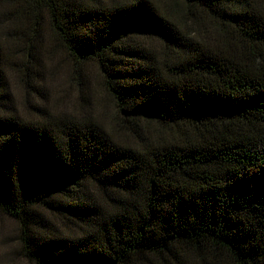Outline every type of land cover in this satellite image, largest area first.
I'll use <instances>...</instances> for the list:
<instances>
[{
	"label": "trees",
	"instance_id": "16d2710c",
	"mask_svg": "<svg viewBox=\"0 0 264 264\" xmlns=\"http://www.w3.org/2000/svg\"><path fill=\"white\" fill-rule=\"evenodd\" d=\"M174 6L0 0V214L29 264H264V0ZM49 36L79 108L45 91Z\"/></svg>",
	"mask_w": 264,
	"mask_h": 264
},
{
	"label": "rangeland",
	"instance_id": "374dc122",
	"mask_svg": "<svg viewBox=\"0 0 264 264\" xmlns=\"http://www.w3.org/2000/svg\"><path fill=\"white\" fill-rule=\"evenodd\" d=\"M155 2H157L164 13L174 11L175 0H155ZM46 47L49 50V59L45 60L46 74L43 85L45 86V91L48 92L51 104L67 110H72L74 107L79 108V103H82V100L79 98L76 86L70 84V66L65 52L60 48H55L50 36L46 41ZM92 73H95V69L92 70ZM91 85H93L92 88L94 89L92 102L95 113L101 117L106 114L105 118H109L113 112L112 106H110L109 101L103 96L104 94L96 79ZM13 92L19 108L23 110L25 108L26 94L23 87L17 81L14 84ZM17 237L18 226L16 223L0 214V264H29L17 254Z\"/></svg>",
	"mask_w": 264,
	"mask_h": 264
}]
</instances>
